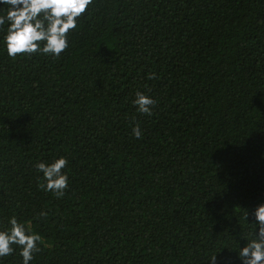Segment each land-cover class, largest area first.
I'll use <instances>...</instances> for the list:
<instances>
[{"label":"trees","instance_id":"16d2710c","mask_svg":"<svg viewBox=\"0 0 264 264\" xmlns=\"http://www.w3.org/2000/svg\"><path fill=\"white\" fill-rule=\"evenodd\" d=\"M68 39L0 51V228L40 236L30 264H226L264 201V0H93Z\"/></svg>","mask_w":264,"mask_h":264},{"label":"clouds","instance_id":"9594fccd","mask_svg":"<svg viewBox=\"0 0 264 264\" xmlns=\"http://www.w3.org/2000/svg\"><path fill=\"white\" fill-rule=\"evenodd\" d=\"M92 3L93 0H0V51L9 58L41 54L61 56L69 47L70 30L77 27ZM132 104L138 113L150 115L155 100L145 92L137 91ZM132 132L137 138L142 134L138 125L133 126ZM67 163L64 156L35 163L45 191L63 195L68 186V175L62 170ZM244 219L251 226V239L240 235L243 244L238 242L239 248L226 264H264V201L257 203L250 212L246 210ZM40 244V236L12 215L7 220V227L0 228V262L18 252L20 264H30L39 252ZM207 262L218 264L217 254Z\"/></svg>","mask_w":264,"mask_h":264}]
</instances>
